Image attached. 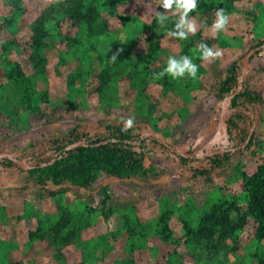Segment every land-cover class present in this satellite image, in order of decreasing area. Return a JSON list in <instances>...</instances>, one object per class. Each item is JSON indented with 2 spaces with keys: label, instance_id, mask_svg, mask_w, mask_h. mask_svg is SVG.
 <instances>
[{
  "label": "rangeland",
  "instance_id": "1",
  "mask_svg": "<svg viewBox=\"0 0 264 264\" xmlns=\"http://www.w3.org/2000/svg\"><path fill=\"white\" fill-rule=\"evenodd\" d=\"M13 1L0 0V162L10 155L31 167L58 145L121 123L163 144L136 147L143 175L98 171L85 187L0 168V264H257L264 239L255 237L246 183L264 166V0H215L228 16L221 31L212 27L220 8L191 11L196 31L186 39L168 35L179 13L160 0H24L20 11ZM79 1L92 3V20L70 18ZM156 12L168 17L163 25ZM201 43L222 54L201 59ZM185 55L196 78L159 75L170 56ZM239 58L253 117L240 124L255 131L251 146L235 145L217 96ZM227 148L229 161L206 176L176 155ZM215 208L230 211V226L199 235Z\"/></svg>",
  "mask_w": 264,
  "mask_h": 264
},
{
  "label": "trees",
  "instance_id": "2",
  "mask_svg": "<svg viewBox=\"0 0 264 264\" xmlns=\"http://www.w3.org/2000/svg\"><path fill=\"white\" fill-rule=\"evenodd\" d=\"M116 2L120 0H115ZM24 0H14L13 4L17 11L22 9ZM215 8H224V4L215 0H198L197 11H211ZM69 16L75 23L83 20H92L94 7L91 2L85 4L79 1L71 7ZM42 35V32L40 33ZM38 41H36V44ZM245 69L242 58L234 61L227 69L218 90L217 96L222 101L225 112L226 130L232 139H236V146H251L255 142L254 130H247L241 126L242 121L248 120L253 123V117L248 108L242 103L243 97H251V94L240 90V77ZM20 82L24 83L26 78L20 69L11 72ZM105 133L93 140L85 142H73L58 145L47 157L38 158L31 167L21 166L18 160L10 155H3L4 161L0 162L2 170L21 168L36 176L40 183L51 179L55 183L62 181L70 182V186H87L95 172L105 171L108 174L123 179L135 175H143L145 166L143 164L144 153L136 147L152 141L163 144L161 137L151 131H132L124 128L123 124L117 126L104 125ZM235 152L234 148L221 149L216 152H205L197 154L192 151H178L176 155L184 166L190 167L193 175L206 176L214 170L223 167ZM202 161L204 165L196 166L193 163ZM247 194L249 197V213L255 223V237L261 241L264 239V166L247 177ZM203 224L197 233L205 237L212 236L218 227H228L231 223L230 211L228 209H213L203 218ZM257 264H264V246L255 254Z\"/></svg>",
  "mask_w": 264,
  "mask_h": 264
},
{
  "label": "clouds",
  "instance_id": "3",
  "mask_svg": "<svg viewBox=\"0 0 264 264\" xmlns=\"http://www.w3.org/2000/svg\"><path fill=\"white\" fill-rule=\"evenodd\" d=\"M198 0H160L159 6L165 10H173L174 13H179L178 22L175 23V30L169 31L168 35L178 37L180 39H186L188 33H195L196 26L189 22L188 13L197 8ZM175 6V8H173ZM217 19L212 25L214 31H221L225 28L228 22V16L224 13V9H217ZM156 18L160 25L168 19L163 13L156 12ZM201 52L200 58L203 60H209L210 58L219 57L222 53L219 51H213L208 45L201 43L199 45ZM112 59L115 60L116 56L113 55ZM198 65L193 60L185 55L177 59L170 56L167 60V65L163 69L160 76L165 74L170 75L173 79L184 77L185 75L192 78L197 77Z\"/></svg>",
  "mask_w": 264,
  "mask_h": 264
},
{
  "label": "crops",
  "instance_id": "4",
  "mask_svg": "<svg viewBox=\"0 0 264 264\" xmlns=\"http://www.w3.org/2000/svg\"><path fill=\"white\" fill-rule=\"evenodd\" d=\"M245 70V69H244Z\"/></svg>",
  "mask_w": 264,
  "mask_h": 264
},
{
  "label": "water",
  "instance_id": "5",
  "mask_svg": "<svg viewBox=\"0 0 264 264\" xmlns=\"http://www.w3.org/2000/svg\"><path fill=\"white\" fill-rule=\"evenodd\" d=\"M245 71V70H244Z\"/></svg>",
  "mask_w": 264,
  "mask_h": 264
}]
</instances>
